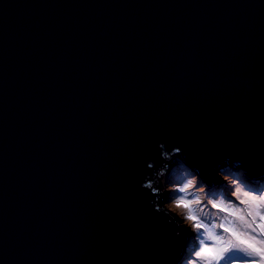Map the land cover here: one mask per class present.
Instances as JSON below:
<instances>
[{
  "label": "water",
  "instance_id": "1",
  "mask_svg": "<svg viewBox=\"0 0 264 264\" xmlns=\"http://www.w3.org/2000/svg\"><path fill=\"white\" fill-rule=\"evenodd\" d=\"M186 166L264 180V0H0V264L195 263Z\"/></svg>",
  "mask_w": 264,
  "mask_h": 264
},
{
  "label": "rangeland",
  "instance_id": "2",
  "mask_svg": "<svg viewBox=\"0 0 264 264\" xmlns=\"http://www.w3.org/2000/svg\"><path fill=\"white\" fill-rule=\"evenodd\" d=\"M218 175L219 180L213 179L211 183H206L196 171L186 166L177 184L178 199L183 198L185 201L190 202L192 215L196 217V220L193 221L194 223L201 222L205 225H209L210 221L211 224L217 225V227L213 229L214 236H231L232 233H225L224 230L219 227V224L225 223V226L228 227L223 219L225 216L235 221L236 218L230 215L233 208L240 210L238 213L239 215H244L247 210L252 211L253 208L249 207V205L254 206L258 203L259 198L264 196V181L252 182L254 177H249L246 171L236 166L233 167L230 173L225 175H220L218 173ZM189 184L191 185L190 187ZM181 189L185 190L181 191ZM245 193L247 195H245ZM246 196H248L249 205H246L247 201L244 200ZM196 200H199L200 203L196 204ZM242 201L244 203H242ZM213 203L219 204L222 207L232 206V208H230L229 211H221L219 207H212ZM183 209L188 214V210L184 207ZM257 221V224L261 222L259 219H257ZM199 230L201 234H203L202 237L205 242L206 251L204 257L193 264H206L205 258H210L215 255L219 250V246L209 239L205 233V229L201 228ZM219 264H264V262L253 257H246L243 253L233 252L225 254L224 259L220 260Z\"/></svg>",
  "mask_w": 264,
  "mask_h": 264
},
{
  "label": "snow or ice",
  "instance_id": "3",
  "mask_svg": "<svg viewBox=\"0 0 264 264\" xmlns=\"http://www.w3.org/2000/svg\"><path fill=\"white\" fill-rule=\"evenodd\" d=\"M190 186L189 184V187ZM184 190L185 189H181V191ZM245 195L247 194L245 193ZM195 203L199 204L200 201L196 200ZM242 203L244 202L242 201ZM176 204L188 210L190 220H196V217L192 215L190 202L180 198L176 201ZM212 207H219L221 211H229V209L232 208V206L222 207L216 203H213ZM249 207H252L253 210L247 211L246 215H239L238 213L240 210L233 208L230 215L236 218L235 221L230 220L227 216L223 218L228 227L225 226V223L219 224V227L222 228L225 233L231 232V236H214L213 229L216 228L217 225L211 224L210 221V226L201 222H196L194 224V227L197 229H205V233L209 239L219 246V250L215 255L210 258H205L206 264H219L220 260L224 259L225 254L233 252L243 253L246 257H253L264 262V196H261L258 203L254 206L249 205ZM257 219L261 221L260 224H257ZM241 235L247 237V239H241ZM250 240L259 243L260 247H256L254 243H249ZM200 243L201 245L205 244L203 239L200 240ZM205 251L206 246L201 247L200 250L196 252V256L201 257Z\"/></svg>",
  "mask_w": 264,
  "mask_h": 264
},
{
  "label": "bare ground",
  "instance_id": "4",
  "mask_svg": "<svg viewBox=\"0 0 264 264\" xmlns=\"http://www.w3.org/2000/svg\"><path fill=\"white\" fill-rule=\"evenodd\" d=\"M247 197H248V196H246V197L244 198V200L247 201L246 205H249L250 202L248 201ZM247 211H248V210H247ZM244 215H246V212L244 213ZM257 222H258V221H257ZM260 223H261V222H259V224H260ZM240 238H241V239H247V237H245V236H243V235H241ZM249 243H254L256 247H260L259 243H256L255 241H251V240H250Z\"/></svg>",
  "mask_w": 264,
  "mask_h": 264
},
{
  "label": "clouds",
  "instance_id": "5",
  "mask_svg": "<svg viewBox=\"0 0 264 264\" xmlns=\"http://www.w3.org/2000/svg\"><path fill=\"white\" fill-rule=\"evenodd\" d=\"M263 181H264V180H263ZM263 181H262V182H263ZM252 182H257V181H256V180H254V181L252 180Z\"/></svg>",
  "mask_w": 264,
  "mask_h": 264
}]
</instances>
